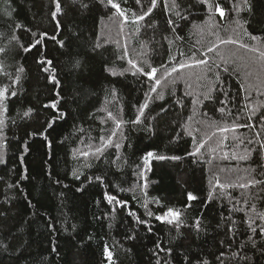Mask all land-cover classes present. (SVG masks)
Masks as SVG:
<instances>
[{"label":"trees","instance_id":"trees-1","mask_svg":"<svg viewBox=\"0 0 264 264\" xmlns=\"http://www.w3.org/2000/svg\"><path fill=\"white\" fill-rule=\"evenodd\" d=\"M115 2L0 0V264H264V0Z\"/></svg>","mask_w":264,"mask_h":264},{"label":"snow or ice","instance_id":"snow-or-ice-1","mask_svg":"<svg viewBox=\"0 0 264 264\" xmlns=\"http://www.w3.org/2000/svg\"><path fill=\"white\" fill-rule=\"evenodd\" d=\"M102 2H103V0H102ZM156 2H157V0H150V6L147 8L146 11L143 12L142 15L138 16L137 19L138 20H144L145 17L151 15V12H152L153 8L155 7ZM243 2L245 4H247V0H243ZM107 3L109 5V10L110 11L115 10V12L119 16L124 17L126 19L125 12H124L123 8L121 7L120 3L115 2V0H107ZM200 3L202 5V7L206 8V10L209 13L210 17L214 13H218L220 17H223L225 15L224 9L221 6L222 3H223V0H200ZM136 4L142 6V0H136ZM232 8L235 11H239L240 10L239 9V5L236 4V3L233 4ZM249 8H250V5H249ZM60 10H61L60 0H55V11L52 12V16L55 17L56 14L58 12H60ZM9 15H10V13H9ZM170 23H171V21H170ZM255 38H256L255 36L252 37V39H255ZM222 43H235V41H232V40L222 41ZM4 51H5L4 49H0V53H3ZM208 51L211 52L212 48H209ZM251 51L255 52L257 50L256 49H251ZM259 57L261 59H264V52H260L259 53ZM48 63H51V62L49 61ZM129 63H132V62L129 61ZM196 63L200 64V65H207L208 61L203 59V58H201V59L197 60ZM187 66L188 65L181 64L179 67L180 68H184V67H187ZM132 67L136 69V72L142 73L144 76L148 77L150 80H153L155 85L158 86L161 83V80L159 78H156L157 69L155 67H150L148 70H145L144 68L137 67V65L134 64V63H132ZM47 70L48 69H45V71H47ZM172 71L176 72V71H178V69L174 67L172 69ZM225 71H228V69L226 68ZM115 74L116 73L113 72V75H115ZM52 79H53L54 82L58 83V81H55V77H53ZM151 91L155 92L156 91V87H152ZM8 95H12V96L16 95V92L11 90V86H9V88H4V89L0 90V98H3L4 100H6ZM57 95H59V93H57ZM160 98H162V96ZM58 103H59V101L54 99L53 102L50 105H46V107L56 108ZM144 108H147V104L143 105V107L140 109V115H143V109ZM29 111H31V109H29ZM219 111L221 113H223L224 112V108H220ZM25 115H28V113L26 112ZM64 115H65L64 113H61L60 114V118H63ZM109 115L111 116V113H109ZM261 118H264V113L261 114ZM139 122H140V118L138 116L137 119L135 121H133V123H139ZM50 126L51 125H49V127ZM119 126L120 125L118 123L117 127H119ZM246 126H248V125H246ZM222 131H227V129H222ZM203 146H204L203 144H200L199 147L196 148L195 153H190V155H195L196 153H199L200 148H202ZM116 147H119V145H116ZM262 147H264V145H262ZM97 151H100V149H97ZM83 154L84 155H88V153H83ZM153 155L154 154L151 151L146 153V155L144 157V163L148 164L149 158L153 157ZM160 158L163 159V157H160ZM0 162H2V161H0ZM74 175H75V173H74ZM97 179H100V178L97 177ZM250 183H253V184L254 183H260V181H254V182H250ZM241 186L244 187V185H241ZM188 199L189 200H195L196 197L193 194L189 193L188 194ZM108 200H109V202L119 203L121 206H123L124 203H126L124 201H117L115 196H108ZM149 215H152V213H149ZM179 216H180L179 212H176L173 209H168V211L166 213H164L162 216H156L155 219L158 220V221H162V222H166V223H170V224L175 222L176 227H179L180 223H182L179 220ZM261 219H264V216H261ZM139 222L140 223H144V221H139ZM199 224H200V222L197 220L196 221V227L197 228H199ZM249 227L251 228V230L253 232L257 231V228H252L251 224L249 225ZM258 227H259L260 233L264 234V226H258ZM149 230H151V229H149ZM109 258H111V254L110 253H109ZM205 264H207V262H205Z\"/></svg>","mask_w":264,"mask_h":264}]
</instances>
